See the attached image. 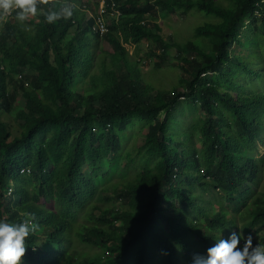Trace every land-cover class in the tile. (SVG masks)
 <instances>
[{"label":"trees","instance_id":"trees-1","mask_svg":"<svg viewBox=\"0 0 264 264\" xmlns=\"http://www.w3.org/2000/svg\"><path fill=\"white\" fill-rule=\"evenodd\" d=\"M115 1L122 14L108 15L105 37L93 30L100 3L91 0H47L41 13L70 3L73 17L47 24L38 14L27 31L14 17L0 21V219L32 215L38 225L26 239L22 264H192L194 254L206 255L233 232H253L264 244V193L246 186L256 184L259 166L243 153L264 151V72L256 63L264 51L254 45L249 57L236 53L257 20L262 33L255 39L264 41V0H230L228 7L218 0ZM194 9L212 21L186 43L166 40L160 15ZM89 12L94 17L88 19ZM128 44H147L150 54L162 57L177 47L175 61L190 74L181 81L186 88L149 84ZM240 76L255 92L247 93ZM181 99L214 115L200 122L201 152H180L177 145L185 143L169 128ZM136 122L148 126L144 148L156 164L117 192L126 208H103L96 202L102 201L99 173L121 133ZM199 188L236 200L244 210L242 226L223 208L203 205ZM84 211L85 223L78 225ZM76 226L100 256L78 252Z\"/></svg>","mask_w":264,"mask_h":264},{"label":"rangeland","instance_id":"rangeland-1","mask_svg":"<svg viewBox=\"0 0 264 264\" xmlns=\"http://www.w3.org/2000/svg\"><path fill=\"white\" fill-rule=\"evenodd\" d=\"M92 1V0H91ZM95 1V0H93ZM223 6L228 7L230 5V0H218ZM185 11V8L183 9ZM183 11L179 13H167L160 15V24L164 29V37L169 42H172L173 39L180 43H186L187 39H192L194 37V30L199 27V25H205L210 23L213 19L212 16L206 15L205 13L199 12L197 9L188 11L184 13ZM183 12V13H182ZM196 31V30H195ZM248 31V29H247ZM248 32L243 33L247 38L241 37V41L246 44L245 48H239L236 53H242L245 57L252 52L251 47L257 45L259 49L258 52L264 51V41H259L255 39V36L259 33H262V25L257 20L254 29L247 35ZM104 47L109 52H112V46L109 42L104 41ZM130 50L131 54L137 59L142 61V72L145 74V79L149 84L154 85L156 89L161 87L162 89L171 90L173 87L181 86L182 91L186 88L185 84H181V81H187L190 79V74L187 71H184L181 66L182 62L176 60L180 55V52L177 47L171 46L168 55L165 57L152 55L147 49V44L141 46V49H137L135 45H126ZM249 57V56H248ZM256 63L260 64L264 72V54L261 53V59L257 60ZM250 67L252 63H248ZM186 66V65H185ZM31 74L29 71L28 75ZM240 83L245 85L247 93L250 91L255 92V87L252 86L251 81H245V77H238ZM263 84L259 85L260 91ZM12 89V85L10 86ZM20 106L25 107L24 100L21 101ZM84 111H80L79 114H83ZM209 114V115H208ZM206 114L201 108L200 103L192 102V100L185 101L181 99L176 109L171 115V120L169 123V128L173 136L177 137L181 141L183 146L177 145L179 151L182 152L185 149H191L192 151L201 152V121L206 118H213L214 115L211 113ZM148 132V126L146 123L136 122L131 127L128 128L125 132L120 135V144L119 148L115 153L110 155V161L102 167L99 176L102 182L97 185V190L102 196V201L97 203L103 208L112 206L117 209L126 208L122 202H119L116 199V194L120 191L124 185H127L132 181L139 172L144 173L147 170L153 169L156 164L155 160H149L144 148L145 139ZM118 134V133H115ZM191 134V136H190ZM264 138V132L261 134ZM264 147V141L260 146V149ZM262 150V149H261ZM258 150H253L247 148L243 150V153L248 157L256 160V164L259 166V174L256 179V184L251 185L247 184L246 186L250 187L253 193L256 195L258 193H264V151L257 155ZM204 168L201 169V174L204 175ZM84 174L87 178H92L93 175L88 167H84ZM186 184V183H185ZM61 186V185H60ZM200 194H203V205L208 206L210 209L219 210L223 208V213H228L232 215L242 226L241 215L243 213L240 205L235 202H229L223 197V193L219 191H214L213 189L208 193H203L202 189H198ZM96 197H99L97 194ZM193 198V197H192ZM251 202V201H250ZM249 202V204H250ZM147 211L148 209H143ZM199 214V211L195 213V216ZM86 212H82L78 217V225L85 223ZM204 223V221H203ZM76 228H78L76 226ZM82 231L80 227L77 229L75 235V243L77 244L78 252L88 253L89 255L100 256L102 254L101 250L89 249L81 239L80 235ZM251 235L253 238V245L259 243V238L255 233H244L243 236L247 237ZM45 241L42 239L40 243ZM243 239L240 246H243ZM46 248V247H45ZM186 264V263H185ZM190 264V263H187Z\"/></svg>","mask_w":264,"mask_h":264},{"label":"clouds","instance_id":"clouds-1","mask_svg":"<svg viewBox=\"0 0 264 264\" xmlns=\"http://www.w3.org/2000/svg\"><path fill=\"white\" fill-rule=\"evenodd\" d=\"M41 4H47V0H0V21L14 17L27 31L30 30L27 22L31 17L39 14L44 22L54 24L73 17L76 9V6L65 3L58 10L41 13ZM34 220L32 215L19 222L0 219V264H22L27 251L26 239L38 228ZM192 264H264V244L254 246L251 235L244 237L242 233L233 232L227 239H217L206 255L194 254Z\"/></svg>","mask_w":264,"mask_h":264},{"label":"built area","instance_id":"built-area-1","mask_svg":"<svg viewBox=\"0 0 264 264\" xmlns=\"http://www.w3.org/2000/svg\"><path fill=\"white\" fill-rule=\"evenodd\" d=\"M92 2L100 3V7L96 15V22L93 25V30L95 33L99 34L100 37H105V35L109 32V26L107 21L108 15L111 14L112 16H121L122 11L119 7V3L115 0H92ZM91 17H94L93 12H89L88 19H90ZM22 173L29 174L30 171L23 170ZM12 194L13 190L11 189L9 190L8 195L12 196ZM25 255H27V253Z\"/></svg>","mask_w":264,"mask_h":264}]
</instances>
